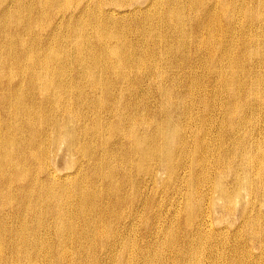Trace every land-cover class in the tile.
I'll return each instance as SVG.
<instances>
[{
	"label": "bare ground",
	"instance_id": "bare-ground-1",
	"mask_svg": "<svg viewBox=\"0 0 264 264\" xmlns=\"http://www.w3.org/2000/svg\"><path fill=\"white\" fill-rule=\"evenodd\" d=\"M261 206L264 0H0V264H264Z\"/></svg>",
	"mask_w": 264,
	"mask_h": 264
},
{
	"label": "rangeland",
	"instance_id": "rangeland-1",
	"mask_svg": "<svg viewBox=\"0 0 264 264\" xmlns=\"http://www.w3.org/2000/svg\"><path fill=\"white\" fill-rule=\"evenodd\" d=\"M153 192H155V191H153ZM168 202H170V204H171L172 202L175 203V200L172 201V200L170 199ZM174 203H172V205H173ZM176 206H177V205H175V206H173V207H176ZM263 207H264V206H261V209H262ZM168 208H169V207H166L165 210L168 211ZM169 209H170V208H169ZM262 211H263V209H262ZM262 211H261V212H262ZM262 214L264 215V211L262 212ZM235 218H236V219H235ZM235 218L232 217V218H231L232 220H231V219H228V221H227L228 224H229L228 226H230V223H231V226L229 227L230 230H228L229 233H230V232L233 233L235 230H237L236 228L239 229L240 226H241V224H242V222H241L242 219H241V217H240L239 215L235 216ZM238 218H239V219H238ZM262 218H263V216H262ZM263 219H264V218H263ZM230 220H231L232 222H231ZM234 220H236V221H235V224H234V222H233ZM237 220H238V221H237ZM239 221H240V222H239ZM262 221H263V220H262ZM236 222H237V224H236ZM238 222H239V223H238ZM238 224H240V225H238ZM263 224H264V223H263ZM140 225H141V224H140ZM140 225H137V226H140ZM234 225H235V226H234ZM231 227H232V228H231ZM84 228H85L86 230H90V226H89V225H84ZM232 233H230V234H232ZM248 233H249V232H248ZM248 233H246L248 236L246 235L245 237H246V239L249 237V239H247V240H250V236H251L252 234H250V233L248 234ZM249 235H250V236H249ZM261 238H264V236H262ZM92 243L95 244V245L97 246V247H96L97 251H100L99 244H98V243H94V240H92ZM261 248H262V247H261ZM253 250H254L256 253H258V252L260 253V250H259L258 248H257L256 250H255V249H253ZM257 250H258V251H257ZM262 253H264V250L261 251V254H262ZM263 255H264V254H263ZM135 263H136V262H135ZM135 263H134V264H135ZM103 264H105V263H103ZM136 264H139V263H136Z\"/></svg>",
	"mask_w": 264,
	"mask_h": 264
}]
</instances>
